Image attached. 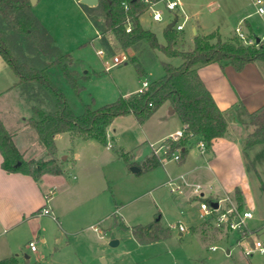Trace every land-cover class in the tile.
Wrapping results in <instances>:
<instances>
[{"label": "rangeland", "instance_id": "obj_1", "mask_svg": "<svg viewBox=\"0 0 264 264\" xmlns=\"http://www.w3.org/2000/svg\"><path fill=\"white\" fill-rule=\"evenodd\" d=\"M180 1L184 14L180 18V23L184 21L185 16L187 17L184 31L178 32L183 45L182 49L193 48L196 35L211 34L219 35L218 38L222 41L233 39L245 45L236 37V28L238 27H241V31L246 36L248 34L254 39L256 37L262 39L264 45V17L256 14L254 5L256 0ZM32 12L41 21L63 53L69 54L73 58L72 69L77 70L78 77H80L77 90L69 84L57 67H53L47 72L53 82L64 92L76 114H81L88 104H91L93 108H99L116 101L121 92L119 88L126 92L133 88H140L143 80L152 83L159 79L164 75L163 61L174 66H179L183 62L181 58H167L159 51L149 50L145 45H141L136 51L124 50L118 44L113 33L102 34L92 24L79 0H37L36 4L32 6ZM247 15H250L247 20L249 24L244 22ZM241 19L242 21L239 23ZM140 23L145 29L154 32L161 44H166L164 33L168 26L166 20L163 22L154 21L150 13L146 12L140 17ZM194 30H197L196 33ZM99 49L105 52L103 56L97 55ZM117 54L125 55L127 58L135 55L140 56V61L145 68L144 75L139 76L137 69L131 63L106 69L105 65H111L113 56ZM213 64L217 66V63ZM256 64L264 73V62L258 60ZM2 66L9 68L0 56V71ZM252 73L256 75L258 71L255 69ZM3 77L5 75L0 74V80ZM32 85L34 87H28V89L23 85L0 99V120L9 129L15 127L22 131V133L20 132L22 141L19 142V147L29 149L27 151L30 153L41 148L37 133L24 120L34 115L32 113L34 107L48 110L46 96L48 94L38 88L36 84ZM222 86L223 92L227 93L228 98L233 97L230 100L236 105L239 104L237 94L242 91L239 79H233L231 82L225 80ZM233 110L235 111V109ZM233 110L227 112L230 121L233 120ZM241 118L243 116L239 119ZM152 120L155 123H149L150 125L157 124L156 119ZM243 121L248 122V117L244 116ZM138 125L133 116L119 117L108 126L113 138L108 137L104 141L93 140L97 146L95 148L98 150L97 152L94 149L93 154H101L102 157L108 156L109 168L107 170L108 172L112 171L113 174L112 178H108V188L106 187L100 195H95L92 198L86 197L84 193L81 198H78L79 205L89 207L93 205L98 210L95 212L97 215H95L94 222L91 223L92 227H89V224H84L82 231L68 230L63 235L62 241L59 242L58 240L61 238L57 223L51 217H43L40 224L37 222L34 224L36 228L40 226V239L45 238V243L39 239L37 253L32 252L28 246L29 242L34 239V235L24 227L0 238V258L15 255L19 264H26V256H29L30 263L37 264H264V255L254 249V243L257 240L264 244V143L248 149L245 148V144H241L240 163L242 162L246 173L242 177L245 187L243 210L251 211L253 218L246 220L244 228L237 232L208 230L207 224L203 222L196 227L195 230L198 233L196 234L190 229L195 222H201L198 218L199 200L190 185L198 183L205 194L208 192L218 193V185L216 184L214 189H210L207 183L192 182L190 177L187 180L189 186L184 183V180L175 181L181 186L183 194L171 192V186H168L166 182L168 180L166 170L175 174L176 171L172 170L177 168V162L172 159L168 161L166 169L159 166L150 171L133 173L121 157L122 152L119 148L134 150L132 154H136V146L141 145L144 152L136 154L139 163H142L147 155H150L151 150L147 144H143L144 139L141 136V131H137L138 129L135 130L133 127ZM245 126L249 127L248 124ZM245 126L241 122L239 127L231 124L229 133L239 132V136L243 140L244 135H249L253 130L251 127L248 130ZM57 139L61 147H66L60 153L63 162L56 159L58 164L64 165L67 169L66 182L74 187L77 183L79 184V181L82 182L83 173H85L87 176L92 175L85 183V185H90L89 181L93 178L97 163L86 161L85 169L70 170L72 166L71 152L78 151L77 143L71 144L66 134L58 136ZM107 146L110 148L109 150L106 148ZM135 147L136 149H134ZM160 147L161 142L154 145L155 149ZM152 150L154 152V149ZM91 152L92 148L86 147L80 155H88ZM158 154L160 159L167 160L161 149ZM66 155L70 156L69 159H64ZM43 159H47V157L44 156ZM230 165L234 167L232 164ZM107 170L105 173L108 176ZM91 181L98 185L99 180L93 178ZM189 195L190 197H188ZM191 196L194 197L193 200L190 199ZM223 198L228 201L220 203L221 210L230 206L239 209L234 191L222 192L220 199ZM213 201L214 203L219 202L217 199H213ZM88 219L90 218L87 217L84 221L88 222ZM157 219L160 220L163 228H169L168 226L174 223H182L186 228L184 236L179 237L177 230H171L169 237L160 242L148 244L139 242L132 234V227L151 225ZM122 223L127 226V229L121 227ZM94 228H97L98 232H95ZM113 236L119 241L116 247L109 245ZM7 243L10 245V250L5 252L4 246ZM211 246H216L217 250L212 251ZM246 249L253 250V256H246L244 253Z\"/></svg>", "mask_w": 264, "mask_h": 264}, {"label": "trees", "instance_id": "obj_2", "mask_svg": "<svg viewBox=\"0 0 264 264\" xmlns=\"http://www.w3.org/2000/svg\"><path fill=\"white\" fill-rule=\"evenodd\" d=\"M82 7L92 24L102 34L113 33L124 50L136 51L141 45H145L149 50L159 51L167 58H181L183 62L174 66L163 61L164 75L153 81L142 94L119 96L116 101L99 108L88 104L81 114H76L64 92L47 72L57 67L69 84L77 90L80 77L78 72L72 69V56L63 53L54 42L32 12L30 0H0V56L19 79L16 85L23 84L28 89L34 87L32 84H36L48 94V110L34 107V115L27 121L37 133L38 142L46 151L47 159L25 160L13 141L14 134L8 131L0 120L3 171L28 175L35 181H39L45 174L61 175L62 166L55 159L56 134L69 133L73 137L104 141L106 128L116 118L132 115L139 124H144L165 103L172 106L183 126H186L184 139L177 142L169 139L164 141V144L169 146L166 154L168 158L177 151L181 152V160L185 157L192 139L190 134L199 136L207 146H211L216 139L227 133L228 124L224 113L200 78L198 69L218 63L222 67L231 66L235 71L241 72L250 63L258 60L264 62L262 43L258 46H245L233 39L219 41V35L216 34L196 35L193 48L184 50L175 29L165 28L166 44H161L154 32L141 25L140 17L149 9V4L144 0H99L97 7ZM127 63L135 66L139 76L144 75L145 68L140 56L128 58ZM248 126L253 130L247 136L245 148L264 143V105L249 115ZM121 157L128 166H139L140 173L162 165L160 157L154 152L142 163L131 162L134 156L130 152L122 153ZM235 197L238 210L242 211L244 207L240 189H236ZM197 200L208 204L214 202L212 198L198 197ZM121 227L127 229L124 225ZM132 234L139 242L148 244L167 238L169 231L164 229L157 219L151 225L132 227ZM0 264H18V260L16 256H11L0 260ZM26 264L37 263L26 261Z\"/></svg>", "mask_w": 264, "mask_h": 264}, {"label": "crops", "instance_id": "obj_3", "mask_svg": "<svg viewBox=\"0 0 264 264\" xmlns=\"http://www.w3.org/2000/svg\"><path fill=\"white\" fill-rule=\"evenodd\" d=\"M249 17L250 15H247V17H245L244 19V22H246L247 24H249L247 21ZM241 21L242 19L239 21V23ZM203 36H207V35H203ZM247 36L253 38V36L251 35L247 34ZM257 38L258 37H256V39ZM260 43L263 44L262 39ZM255 62L257 63V61ZM255 62L246 65L241 72L235 71V69L232 68L231 66L222 67L218 63L217 66L212 63L200 67L198 69V74L200 78L204 82L206 88L212 94L218 107L224 113V116L228 124V130L223 137L216 139L211 146L207 147L206 153L204 155H202L199 152L198 147L196 145V143L199 140H201V138L199 136L192 137L187 147V154L180 162H177L176 164L177 168H174L172 170V171H176L175 174L173 175L170 173L171 171H169L168 169L166 170L168 175V180L166 182L168 186H169V181L172 179L175 181L184 180V183L187 186H189L190 184L187 182V180H189V178L191 177L192 182L207 183L210 189H214V185L215 186L216 184L218 185L219 188L218 193L215 194L212 192H208L207 194L203 193L205 197L217 199L218 201H220L222 200L220 199V194L222 192L226 193L228 191H234L235 193L236 189H240L244 201L245 187L243 184L242 177H244L246 173L243 164H241L242 162L240 163L241 155H242L241 144L243 145L245 144L248 134L244 135L243 137L244 139L241 140V136H239L240 135L239 132L234 133L233 131L232 134H230L229 132H230L231 124L232 125L234 124L236 127L240 126V122L241 124H244V126L245 124L247 125L249 121L248 122L243 121L244 116L245 117L247 116L249 120V115L264 105V73L261 72V69ZM1 69L2 70L0 71V74L5 75V77L1 78L0 80V99L5 97L7 94L23 87V84L16 85L19 79L15 76V74L11 71L10 68H6V66H2ZM255 69L258 71V74L256 75L252 73ZM233 79L234 80L239 79L242 85L241 86L242 91H239L240 94H237V98L239 100V104L237 105L236 103H233L232 100H230L233 97L228 98L227 93L223 92L224 90L222 86V83L225 80L227 81L229 80L231 82ZM117 87L119 88L118 85ZM138 89L139 88H133L130 91L128 90L124 92L122 91V88H119V90L121 91L120 96H124V97L132 96L137 93ZM222 93H226V94L224 95ZM233 109H235V111ZM229 110L234 111L233 113L234 116L232 121H230V118L228 117L229 114L227 112ZM32 113H33V108H32ZM236 115L237 116L239 115V117H237ZM242 116L243 118L239 119ZM31 117L24 120V122L27 125H28L27 121ZM121 117L124 118V117H132V116L127 115ZM152 119H156L155 121H157V124L150 125L149 123H155L152 122L153 121ZM4 126L6 127L5 124ZM28 126L31 127L30 125ZM133 127H135L134 128L135 130L138 129L137 131H141V136L144 139L143 144L144 145L147 144V146L150 148L151 150L150 155H151L153 153L152 146H154L158 142H161L162 145L163 142L171 134L183 128V123L174 112L172 106L169 103H165L156 111V113L152 117H150L145 122L144 125L139 124L138 126H133ZM245 128L249 130L250 126L249 127L245 126ZM6 129L14 134L13 141L17 146V148L19 149V151L24 155L25 160H32V159L37 160L46 156V151L42 148L41 145H39L41 149L38 150L36 149L32 153H30V151H27L29 149H21L19 147L20 146L19 142L22 141L20 136L22 131L16 129L15 127L11 129L6 127ZM240 133L242 134L241 131ZM62 134L68 135L70 143L71 144L77 143V147H78L77 152L76 151L71 152L72 166L70 167V170H76V169L77 170L79 169V171L83 170L86 168L85 167L86 161H90V162L94 161L97 164L95 166L93 178L95 180H99L98 185H96V183L94 184L92 183L91 180H93V178L89 181L90 185H85L86 181L89 179V176L92 177V175L87 176V174L83 173V179H82L83 183L79 181V184L77 183L74 187L70 186L66 182V178H65L67 169L62 164L61 166L63 173L61 175L45 174L41 177L39 181H35L32 177L20 173H12V174L6 173L1 169L2 156L0 154V238L8 233L18 231L19 228L26 227L30 231V233L34 235V239L36 238L38 242L40 239L41 229L40 226L37 228L34 227L35 226L34 224L36 222L40 224L43 221V217H51L57 223L58 225L57 229L61 238L58 240L59 242L62 241L63 235L66 234L68 230L82 231L84 224H89V227L93 226V224L91 223L94 222V218H96L95 215H97L95 212L98 211L97 208L95 209L96 206L93 207L92 205L89 207L87 205L86 206H83L81 204L79 205L77 201L78 198H81V196H83L84 193L86 197L88 196L94 198L95 195H100V193H102L106 187L108 188V182H109L108 178H112V174H113L112 171L108 172L107 170L109 168V158L108 156L102 157L101 154H93V151H95L94 149H96L95 147H97L96 144H94L93 142V140L96 141L95 138L73 137L69 133H59L54 136V141L57 147L55 159H58L63 162V160H61L60 157L62 154L60 155V153L62 149L64 150V148L66 147H61L57 139V137ZM108 137L113 138L114 136L111 135V132H109L107 127L105 139ZM86 147L92 148V152L89 153L88 155L87 154H85L84 156L80 155V153H82V151ZM136 147H137L136 154H141L144 152L143 148H141V145H137ZM136 147L134 149H136ZM106 148L108 150L110 149L108 146ZM119 150L122 153L130 152L132 154V152H134V150L132 151L131 149L128 150L125 148H119ZM85 151L87 152V150ZM136 154H133L134 157L131 160V162L137 161V163H139L138 159L136 158ZM150 155H147V157H149ZM69 157H70L69 155H66L64 159H69ZM169 160L170 159L167 160L161 159L162 161L161 166L165 167L166 169V165L168 164ZM230 164H232L234 167H232ZM132 166H137V165H132ZM132 166H128L127 164V167L129 168H131ZM105 170H107L108 176L106 175ZM240 172L241 175L243 174V176L240 175ZM192 184L196 185L198 183H192ZM190 186H192L193 188V185ZM180 194H183V192ZM188 197H190V195ZM192 198L194 197L191 196L190 199ZM44 208L49 209L51 214L50 215L40 214ZM87 217L90 219H88V222H85L84 220ZM202 223H203L202 221L195 222V224L192 225L190 230L198 234L195 229ZM122 224L125 226L124 223ZM207 228L208 230L214 229L209 224H207ZM164 229H168L170 235L171 229L165 227ZM94 230L95 232H98L97 228H94ZM184 233L185 232L178 231V236L183 237ZM161 240L156 242H160ZM40 241L45 243V238L40 239ZM9 247L10 245L8 243L6 244V246H4L5 252H8L10 250ZM37 252H38V248L34 253ZM227 253L229 254L230 251L228 250ZM11 256H15V255L2 257L0 258V260ZM29 260H30L29 256H26V261ZM18 264H19V260H18Z\"/></svg>", "mask_w": 264, "mask_h": 264}, {"label": "built area", "instance_id": "obj_4", "mask_svg": "<svg viewBox=\"0 0 264 264\" xmlns=\"http://www.w3.org/2000/svg\"><path fill=\"white\" fill-rule=\"evenodd\" d=\"M145 3L149 4V9L147 12L150 13L152 19L157 22H163L167 21V24H170L173 21H176L173 29H175L177 32H182L184 31V25L187 20V17L185 16L184 21L180 23V18L184 15L183 14V8H182V3L180 0H157V1H152V0H144ZM254 5L256 7V14L264 17V0H256L254 2ZM130 31V29H128ZM236 37L245 45L247 46H252L256 45V41L254 38H250L246 36L242 31L241 27L236 28ZM105 52L102 49L97 50V55L98 56H103ZM128 58L125 55H115L112 58V64L108 65L106 64L105 67L106 69H109L113 66H120L123 65L127 62ZM151 83L148 80H144L141 83L140 88L138 89L137 93H144ZM185 130L186 126H183L182 129L176 131L175 133L171 134L167 139H169L172 142H177L180 141L181 139L185 138ZM192 137H194L192 134H190ZM191 137V138H192ZM199 152L204 155L207 150V144L203 140H199L196 143ZM154 149V153L159 155V149L163 152L164 156H166L167 151L169 149V146L164 144L161 145L160 148L155 149L154 146H152ZM167 159H172L176 162H180L181 160V152L177 151L174 152L170 158L166 157ZM169 185L171 186V192L173 193H182L183 190L179 184L175 182V180H170ZM193 191L195 193L196 197H202V198H208L205 197L202 191V187L199 184L193 185ZM222 201H228V199L223 198L220 200L219 207L214 208L212 204H208L205 201L199 200V214L198 217L199 219L211 225L214 229H217L219 231L225 230L226 232H237L239 230H242L245 225V221L248 219L253 218V214L249 210H242L239 211L235 206H230L229 208L225 210H221L220 208V203ZM42 215H50L51 212L49 209L44 208L41 213ZM55 219V218H54ZM171 230H177L179 232H185L186 228L182 223H174L169 226ZM37 239H33L32 241L29 242L28 246L32 252H35L37 249ZM254 249L258 251L261 255H264V244L260 241L257 240L254 243ZM211 250L215 251L217 250L216 246H212ZM246 256H253L254 251L246 249L244 251Z\"/></svg>", "mask_w": 264, "mask_h": 264}, {"label": "water", "instance_id": "obj_5", "mask_svg": "<svg viewBox=\"0 0 264 264\" xmlns=\"http://www.w3.org/2000/svg\"><path fill=\"white\" fill-rule=\"evenodd\" d=\"M30 2H31V5L33 6V5L36 4L37 0H30ZM79 3H80L81 5H85V6H87V7H97L98 4H99V0H79ZM175 23H176V21H173V22H171L170 24H168L167 29L172 30L173 27H174V25H175ZM194 32L196 33V31H194ZM218 40L220 41L221 39L218 38ZM260 42H261V39H260V38H257V39H256V44L258 45ZM130 170H131L133 173H140V171H141V169H140L139 167H137V166H132V167L130 168ZM212 205L214 206V208H218V207H219V204H218V203H213ZM118 244H119V241L116 240V239L114 238V236H113V237L111 238V240H110L109 245H110L111 247H116Z\"/></svg>", "mask_w": 264, "mask_h": 264}]
</instances>
